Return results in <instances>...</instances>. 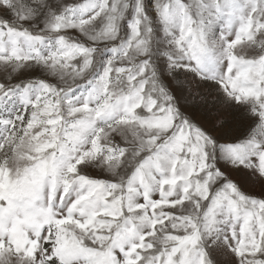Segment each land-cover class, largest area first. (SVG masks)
Here are the masks:
<instances>
[{"label": "snow or ice", "instance_id": "snow-or-ice-1", "mask_svg": "<svg viewBox=\"0 0 264 264\" xmlns=\"http://www.w3.org/2000/svg\"><path fill=\"white\" fill-rule=\"evenodd\" d=\"M0 264H264V0H0Z\"/></svg>", "mask_w": 264, "mask_h": 264}]
</instances>
